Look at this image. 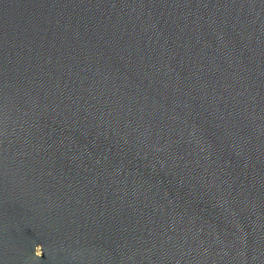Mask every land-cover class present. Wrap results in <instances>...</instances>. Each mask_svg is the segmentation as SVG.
I'll list each match as a JSON object with an SVG mask.
<instances>
[{
    "label": "water",
    "instance_id": "1",
    "mask_svg": "<svg viewBox=\"0 0 264 264\" xmlns=\"http://www.w3.org/2000/svg\"><path fill=\"white\" fill-rule=\"evenodd\" d=\"M0 264H264V0H0Z\"/></svg>",
    "mask_w": 264,
    "mask_h": 264
},
{
    "label": "clouds",
    "instance_id": "2",
    "mask_svg": "<svg viewBox=\"0 0 264 264\" xmlns=\"http://www.w3.org/2000/svg\"><path fill=\"white\" fill-rule=\"evenodd\" d=\"M35 247H36V245H35ZM35 247H34V249H35ZM41 249H42V245H41ZM34 257L37 258V257L35 256V254H34ZM37 259H38V258H37Z\"/></svg>",
    "mask_w": 264,
    "mask_h": 264
}]
</instances>
